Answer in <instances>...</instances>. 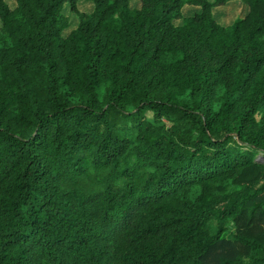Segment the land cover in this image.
<instances>
[{
	"label": "trees",
	"instance_id": "obj_1",
	"mask_svg": "<svg viewBox=\"0 0 264 264\" xmlns=\"http://www.w3.org/2000/svg\"><path fill=\"white\" fill-rule=\"evenodd\" d=\"M92 1L0 0V264H264V0Z\"/></svg>",
	"mask_w": 264,
	"mask_h": 264
},
{
	"label": "rangeland",
	"instance_id": "obj_2",
	"mask_svg": "<svg viewBox=\"0 0 264 264\" xmlns=\"http://www.w3.org/2000/svg\"><path fill=\"white\" fill-rule=\"evenodd\" d=\"M7 2L11 8H15L17 6V0H7ZM140 4V0L132 1V5L134 7H140ZM78 8L80 11L91 13L94 10L95 5L92 0H78ZM63 11L65 15H67L69 18V27L64 31V34L68 35L73 29L77 27L80 19L79 16L70 9L69 4L64 7ZM200 11L201 8L199 6L186 5L183 9V16H193L196 13H199ZM247 13V6L240 0H227L226 4L216 6L214 8L215 19L224 26L232 25L236 20L245 17ZM176 23L183 24L184 21L183 19H181L178 20ZM1 27L2 21L0 19V28ZM146 114L148 117L151 118L154 116V113L152 111H147ZM259 156L260 158L264 159V154H260ZM228 225L231 226L228 238L227 240L222 242L223 244H220L213 250L211 257L208 258L210 263L220 264L223 259L227 257H233L241 251L240 244L236 241L238 227L232 221H228ZM209 229L212 231L213 234L217 232V220H214L211 225H209Z\"/></svg>",
	"mask_w": 264,
	"mask_h": 264
}]
</instances>
